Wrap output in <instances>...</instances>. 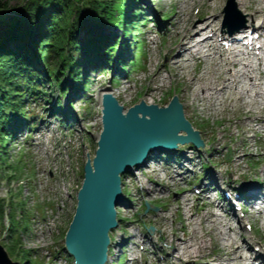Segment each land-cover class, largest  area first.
Instances as JSON below:
<instances>
[{
  "label": "rangeland",
  "instance_id": "rangeland-1",
  "mask_svg": "<svg viewBox=\"0 0 264 264\" xmlns=\"http://www.w3.org/2000/svg\"><path fill=\"white\" fill-rule=\"evenodd\" d=\"M26 1L0 0V3L5 6V9L0 11V23H5L10 16L16 15V11L22 9ZM138 3L128 4L126 13H130L132 7L138 8L142 11V17L148 20L143 26L133 31L134 39L137 38L138 41L136 42L138 44L133 43L134 46L136 44L134 51L133 45L131 50L129 48L132 34L125 36L124 44L128 45L129 51H127L128 54L126 53L124 73L121 72L118 63H114V59L109 66L105 64V59L99 66H90L86 62L88 59L83 58L82 50L73 53L75 60L84 65L82 74L88 80V88L84 95L81 89L71 86L68 77L64 76L68 88L67 97L60 98L58 91L52 87L48 88L45 100L42 95L24 100V107L33 119L30 122L35 125L30 134L28 127L19 126L14 134L16 140L7 143L3 168L11 165L22 167L15 179L10 181L9 188L17 195L12 199L15 201L17 199L20 204L23 203L24 210L27 212L21 225L13 223V228L18 231L21 249L29 250L32 253L29 259L36 264H74L73 258H67V254L62 250L57 253L56 249L64 245L62 233L70 224L74 214L75 196L83 180L85 149L87 148L89 155L92 156L97 148L102 129L100 125L101 93L108 89L113 90L119 96V104L124 103L129 110L141 103L149 88L157 85L155 81H151L150 75L163 64H166L167 68L161 70L158 78V83L163 85L161 92L163 101L159 103L160 106L155 107L165 109L174 96L177 98L179 96L182 103L190 108L187 112L185 107L187 114L185 118L191 123L193 131L199 135L201 143L193 148L188 143H184L175 152L168 154L158 152L157 156L149 159L145 166L138 170L133 169L123 179L122 191L125 199L117 210L119 225L109 233L112 255L107 264H166L163 260L165 258L168 264H174L175 255L169 242L173 239V232L182 237L181 220H184L185 213L190 215L183 208V200L189 199V208L192 207L195 224H197L200 216L206 214L207 208L203 206L201 200L196 198L198 197L196 192H199L204 180L206 183L210 182L211 174L219 175L221 180L226 182L221 184L222 188L238 191L244 184L254 185L259 190V196L264 197V159L260 157L261 152L264 151V129L260 127L261 125L240 119L235 107H230L227 112L201 111L202 106L198 101L201 94L197 92L196 99L185 98L187 94L191 95L189 87L178 77H171L167 71L173 63L172 56L179 51L174 48L177 43L175 36L177 24L184 20L188 10H190L194 32L203 26L201 19L209 15L218 18L215 31L217 35H220V29L223 27V12L228 6L235 8L233 13L236 18L233 25H228L224 29L239 25L248 27L251 24H257L258 21L249 19L247 13L233 4V0H145L144 4L139 0ZM163 17L166 19L163 20ZM127 19L130 17L127 16ZM5 29L0 27V32ZM79 32L78 37L82 38L84 30L81 29ZM98 33V37L101 35L102 40L107 33H113V37L106 41L108 46L115 41L116 33L121 34L117 28L106 25L98 27ZM103 49L102 46L99 52L101 53ZM210 59L211 57H205L200 65H197L195 61L187 63V72L200 74L204 70L213 71L215 61L212 63ZM249 60L255 65L254 58ZM262 69L264 70V66ZM114 79L116 80L113 81ZM253 95L254 93L250 92L245 96L248 102L249 97L252 98ZM68 97L70 102H67ZM260 102H252L254 104L249 102L250 108L256 112V115L261 114L258 110ZM56 106L59 110H55ZM66 118L70 121L66 122ZM69 124H74V127L78 129L82 126L86 133H81L80 139H74V136L70 135L72 142L66 150L67 155L71 156L69 161L65 160L64 154L54 158L56 153L63 151L60 137L65 129L71 126ZM249 124H251V130L244 135L240 127L241 125L248 127ZM28 134L29 137H27ZM184 146L187 148L184 149ZM175 153L179 154V157ZM182 155L186 159H181ZM179 163H184L187 167L181 169L178 166ZM167 164H170L169 170L166 169ZM237 164L239 167L236 169ZM7 174H10L9 170L4 169L3 179L0 181V198H4L6 202L11 196L4 176ZM170 177L176 180L177 185H172ZM69 193L72 198L69 199V204H66L68 197L71 196ZM203 197L207 199V202L223 201L222 196L218 195L216 198L214 191L204 194ZM262 198L256 202L255 206L243 203L245 201L238 202L237 205L242 206L246 214L237 211V218L226 217L223 208L216 209L215 219L227 222L228 226L220 227L221 234L217 233L219 234L217 240L215 235L205 236L208 248L200 255L211 253L214 257L218 256L228 240H235L241 246L242 258L260 252L264 255L262 246L264 244V199ZM145 203L159 208L156 211L150 210L144 213ZM8 211L6 206L4 218L0 221V245L12 264H25V261L23 263L15 258L18 252L16 248L13 251L9 249L11 241L5 217ZM19 215L22 216V213ZM41 217L50 228H42ZM161 217L165 218L164 222L161 221ZM149 225L154 231L147 233L145 227ZM194 227L199 233L198 226L194 225ZM43 229L46 231L42 232ZM231 229L233 232L230 231ZM162 231H165L168 240L161 238ZM50 239L58 242L56 247L55 244H51ZM246 242L252 246V251L248 249ZM119 256H121L120 261ZM0 260H4L3 256ZM206 262L209 263L211 260ZM213 263L217 262L213 261Z\"/></svg>",
  "mask_w": 264,
  "mask_h": 264
},
{
  "label": "trees",
  "instance_id": "trees-1",
  "mask_svg": "<svg viewBox=\"0 0 264 264\" xmlns=\"http://www.w3.org/2000/svg\"><path fill=\"white\" fill-rule=\"evenodd\" d=\"M138 1L27 0L24 7L16 11V15L10 16L5 23H0L2 29L6 28L0 32V181L3 179L4 169L9 170L10 174L4 175L8 188L10 181L15 179L22 167L11 165L3 168L7 143L16 140L14 134L19 126L31 129L35 125L30 122L33 119L24 107V100L38 95H42L45 100L48 88L52 87L58 91L60 98L67 97L68 88L64 76L68 77L71 86L81 89L84 95L88 80L82 74L84 65L75 60L73 53L82 50L83 58L88 60L91 56H100L109 66L117 44L108 46L104 43L102 36L98 37V27L113 26L124 33H130L132 31L128 29L129 26L133 29L143 26L147 19L142 17L141 10L136 11L132 22H126L128 4ZM4 9L5 6L0 3V11ZM81 29L84 30L82 38L78 37ZM117 36L116 33L114 37ZM134 41L138 42L137 38ZM102 46L104 49L100 53ZM123 47L127 52L128 45L124 44ZM121 58L123 55H120L118 63L124 73L126 65ZM67 102H70L69 97ZM55 110L59 108L56 106ZM8 192L11 196L7 202L0 198V221L4 218L7 206L9 211L5 217L11 241L9 249L13 251L16 248L18 252L15 258L23 263L36 264L29 259L32 253L21 249L18 231L13 228V223L21 225L25 216L23 203L13 200L17 195L11 188ZM143 208L145 209L144 206ZM18 212L23 213L22 216Z\"/></svg>",
  "mask_w": 264,
  "mask_h": 264
},
{
  "label": "bare ground",
  "instance_id": "bare-ground-1",
  "mask_svg": "<svg viewBox=\"0 0 264 264\" xmlns=\"http://www.w3.org/2000/svg\"><path fill=\"white\" fill-rule=\"evenodd\" d=\"M140 3L144 4L145 0L144 2L140 0ZM233 4H235V6H237V8L243 12L247 13L249 19H255L258 21V23L255 25L251 24V27L256 28L261 33L258 40H262V47L264 48V0H233ZM206 6L209 7V5ZM184 16V20H181V22L177 24L178 28L176 29L177 32L175 35L177 43L174 48L178 49L179 51L175 52V54L172 56L171 61H173V63L171 66H169L167 71L171 77H178L181 82L187 84L191 95L187 94L185 98L196 99L198 97L197 92H199L201 96L198 97V101L202 106L201 111L215 112L220 110L227 112L230 107H235V109L238 111V116L240 119L242 118L249 123L257 122V124L261 125L260 127L264 129V113H262L264 112V70L262 69L264 66V59L258 58L256 56V58H254L256 59V63L253 65L249 59H252L251 57L256 55L253 53L255 52V49H253L251 53L239 55L238 52H240V49L238 51L236 47H230L228 49L222 48L219 44L220 42L215 31V27L218 24V18L207 15L205 18L201 19L203 26L194 32L192 28V22L190 20V10H188ZM223 28H225L224 24ZM207 31L209 33H207ZM113 33H107V37L105 36V39L103 38V42L105 43L107 40L111 39L113 37ZM262 47L260 50L263 49ZM245 50L247 49L245 48L243 51ZM205 57H211L210 60H212V63L215 61V68L213 71L204 70L200 72V74H189L187 72V63L195 61L197 65H200L204 62ZM103 60L104 59H102L100 56H97L95 58V63L92 62L91 65L99 66ZM166 68L167 65L163 64L160 68L155 69L151 73V81H155L157 85H155L153 88H149L145 92L144 98L141 101L143 106L146 107L152 105L157 107L160 106L159 103H162L163 98L161 96V92L163 85L158 83V78L160 76L161 70ZM250 92L254 93L252 98L249 97L250 104H254L252 102L258 103L261 101V104L258 105V110L261 112V114L256 115V112H254L250 108L251 106H249V102L245 96ZM104 94L112 95L119 103V96L113 90L108 89L107 91H103V93L100 95L101 98ZM178 99L183 107V114L186 117V110L188 112L190 111V108L182 103V99L179 96ZM119 105L123 108V115L125 116L128 112V109L124 103ZM218 107L221 108L218 109ZM138 118L141 122H146L149 120L150 116L140 114L138 115ZM250 126L251 124H249L248 127L241 125V132L245 135L251 130ZM179 136L185 137L186 134L182 132L179 133ZM180 145L181 144H178L176 149L180 148ZM185 148H187V146H184V149ZM158 152L159 151L150 152L145 164L148 163L149 159L151 160L152 158L156 157ZM175 155L179 157V154L175 153ZM260 157L264 159V151L261 152ZM181 159H186V157L182 155ZM168 165L170 164H167L166 169L169 170L170 168ZM179 166L181 169L187 167L184 165V163L180 164ZM235 167L237 169L239 165L237 164ZM127 174H125V177ZM169 179L172 182V185H177L174 178L170 177ZM210 179V182L206 183V180L202 182V185L200 186V192L198 193V197H196L198 200H201L203 206L207 208L206 214L200 216L199 222L197 224H195V214L192 212V207L189 208V199L185 198L186 200H183V208L188 213H190V215L185 213L184 220H181L180 231L182 232V237H179L175 232H173V239L169 242L170 248L175 255L174 264H212L213 261L217 262L213 264H239V262L240 264H255L259 261H264V255L261 252L242 258L240 255L241 246L236 243L235 240H228L227 244L223 246L222 252H220V254L216 257H214L211 253L207 255H200L208 248L205 241V236L215 235L217 240V236L221 234L220 227L226 225L228 226L227 222L215 219L217 216L215 210H219L221 208L224 209V206L227 205L223 204V201L207 202V199L203 197L204 194L211 193L214 187L218 189L223 187L222 185L224 181L221 180L219 175L211 174ZM225 183L226 182H224V184ZM238 191V199L245 201V203L251 206H255L256 202L262 198L259 196V190L254 185L244 184L238 189ZM262 199H264V197ZM225 200L232 204L235 201V197L233 194H231L230 197L225 198ZM230 208V211L226 210L225 212L226 217L231 216V213L234 214L233 208ZM226 213H228V215ZM255 216L257 215L255 214ZM158 218H160V216H158ZM164 220L165 218L161 217V221L164 222ZM194 225L198 226L200 234L197 232ZM230 231L233 232L232 229ZM161 238L165 241L168 240V236L166 235L165 231H162ZM110 244L111 241L109 245ZM246 244L248 245V249L252 251V246L248 244V242H246ZM262 246L264 247V244ZM109 251L110 250L108 248L106 253L107 262L105 264L108 263V259L110 257ZM199 256H201L200 258L202 260H200ZM163 260L166 264H168L166 258ZM207 260H211V262L208 263L206 262Z\"/></svg>",
  "mask_w": 264,
  "mask_h": 264
},
{
  "label": "water",
  "instance_id": "water-1",
  "mask_svg": "<svg viewBox=\"0 0 264 264\" xmlns=\"http://www.w3.org/2000/svg\"><path fill=\"white\" fill-rule=\"evenodd\" d=\"M232 7L224 9L226 18L232 16ZM101 105L102 130L97 149L92 161L87 159L84 165L82 186L64 238V249L75 264H105L108 232L117 227L115 207L124 201L120 175L143 167L152 151L168 152L180 143L190 142L195 146L201 143L176 97L165 109L140 103L125 116L123 108L110 94L102 96ZM140 114L150 116L149 120L141 122ZM181 132L187 137H180ZM145 206V212L156 209L147 203ZM1 256L4 260L0 264H12L0 245Z\"/></svg>",
  "mask_w": 264,
  "mask_h": 264
},
{
  "label": "built area",
  "instance_id": "built-area-1",
  "mask_svg": "<svg viewBox=\"0 0 264 264\" xmlns=\"http://www.w3.org/2000/svg\"><path fill=\"white\" fill-rule=\"evenodd\" d=\"M40 220H41L40 223H41L42 228H45V227L50 228V227L48 226V224H46V222H45V220L43 219V217H41ZM36 224H37V227H38V223H37V222H36ZM45 231H46V230L43 229L42 232H45Z\"/></svg>",
  "mask_w": 264,
  "mask_h": 264
}]
</instances>
